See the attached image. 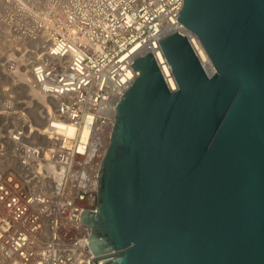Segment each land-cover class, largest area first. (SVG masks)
I'll list each match as a JSON object with an SVG mask.
<instances>
[{"label": "water", "instance_id": "water-1", "mask_svg": "<svg viewBox=\"0 0 264 264\" xmlns=\"http://www.w3.org/2000/svg\"><path fill=\"white\" fill-rule=\"evenodd\" d=\"M179 30L158 39L116 103L83 209L100 264H264V0H183Z\"/></svg>", "mask_w": 264, "mask_h": 264}, {"label": "built area", "instance_id": "built-area-1", "mask_svg": "<svg viewBox=\"0 0 264 264\" xmlns=\"http://www.w3.org/2000/svg\"><path fill=\"white\" fill-rule=\"evenodd\" d=\"M182 4L0 0V33L34 43L30 82L45 97L36 120H17L27 115L25 101L18 110L6 105L13 110L9 146L0 148V264H95L80 214L97 208L116 103L137 75L135 56L151 52L162 66L158 39L166 23L186 29L177 19ZM186 34L198 54V38ZM0 66L15 73L14 62Z\"/></svg>", "mask_w": 264, "mask_h": 264}, {"label": "rangeland", "instance_id": "rangeland-1", "mask_svg": "<svg viewBox=\"0 0 264 264\" xmlns=\"http://www.w3.org/2000/svg\"><path fill=\"white\" fill-rule=\"evenodd\" d=\"M0 36L5 37V41H4L5 44H3V46H0L1 63L4 62L16 63L17 61L15 60L17 58L15 57H17L20 54L27 55L29 54L28 50L31 51L32 49H34L33 47L35 45L32 42L15 39L12 35H8V33L3 35H1L0 33ZM14 48H17V50L14 51L13 50ZM32 60H34V58L30 57L29 61ZM13 74L14 73L10 74L6 70V67L0 66V148L1 147L8 148L9 146V140L8 138H6L7 133L5 131L6 130L5 123L6 124L9 123L12 119H11V114L8 112L12 111L13 109L15 110L20 109L21 106H23L21 101H25V96H24L25 93L22 92L21 89L18 87V85L20 86L21 83L19 82V80H12L11 76ZM9 103H12L14 105L12 110L6 107V105ZM14 103H19V104H14Z\"/></svg>", "mask_w": 264, "mask_h": 264}, {"label": "bare ground", "instance_id": "bare-ground-1", "mask_svg": "<svg viewBox=\"0 0 264 264\" xmlns=\"http://www.w3.org/2000/svg\"><path fill=\"white\" fill-rule=\"evenodd\" d=\"M174 27H177V25L175 24L169 25L166 23L164 24V27L162 30L163 32H168ZM179 30L184 33H190L187 29H184L183 27H180ZM3 37L4 36H0V46H3V44H5L4 42L5 37L4 38ZM194 42L198 48V54L200 58L205 62L206 69L212 72L214 69H213V66L210 62V59L207 53L203 49L202 45L196 39H194ZM13 50L15 51L17 50V48H14ZM33 55H35V52H30L27 55L20 54L17 57H15L17 58L15 60L17 61L15 63V67H16L15 73L11 76L12 80H19L21 84L20 86L18 85V87L21 89L22 92L25 93L24 96H25V103L27 107V115L17 118V120H19L20 122L30 121V118L36 120L37 119L36 111L40 110L41 104L45 102L44 95H42V93L36 87H34L32 83L30 82V65L29 64L31 61H29V58L33 57ZM160 58L163 62L161 66L162 72L167 77V80L171 88H175V82L171 76L168 64L166 63L163 57H160ZM1 158L2 156H0V163H3V161L5 162L6 158L4 159L3 158L1 159Z\"/></svg>", "mask_w": 264, "mask_h": 264}]
</instances>
